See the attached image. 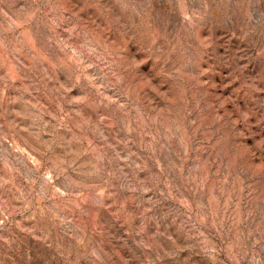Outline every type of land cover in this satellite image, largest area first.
<instances>
[{
  "label": "rangeland",
  "instance_id": "rangeland-1",
  "mask_svg": "<svg viewBox=\"0 0 264 264\" xmlns=\"http://www.w3.org/2000/svg\"><path fill=\"white\" fill-rule=\"evenodd\" d=\"M0 264H264V0H0Z\"/></svg>",
  "mask_w": 264,
  "mask_h": 264
}]
</instances>
